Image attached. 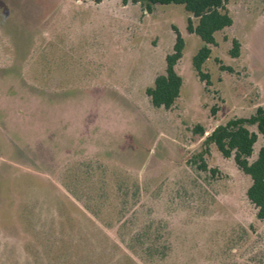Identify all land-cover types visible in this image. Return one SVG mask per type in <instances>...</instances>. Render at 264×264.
Returning a JSON list of instances; mask_svg holds the SVG:
<instances>
[{
    "label": "rangeland",
    "instance_id": "obj_1",
    "mask_svg": "<svg viewBox=\"0 0 264 264\" xmlns=\"http://www.w3.org/2000/svg\"><path fill=\"white\" fill-rule=\"evenodd\" d=\"M225 7L206 86L183 6L0 0V264H264L250 179L205 141L264 110V0ZM174 29L182 86L166 110L146 89ZM246 127L253 161L263 137Z\"/></svg>",
    "mask_w": 264,
    "mask_h": 264
},
{
    "label": "trees",
    "instance_id": "obj_2",
    "mask_svg": "<svg viewBox=\"0 0 264 264\" xmlns=\"http://www.w3.org/2000/svg\"><path fill=\"white\" fill-rule=\"evenodd\" d=\"M95 3L101 0H93ZM123 4H139L144 10L149 11L154 5H180L184 11L197 22L194 25L191 18L187 19L186 29L196 35L203 46L192 58V67L199 79L209 86V77L201 72L203 63L210 56L209 46L215 45V33L230 27L232 18L225 7V0H121ZM175 43L172 53L165 57L164 73L158 75L152 87L146 89L155 108L170 109L179 96L182 78L175 72V65L182 56L184 41L179 32L174 29ZM235 50H231L232 57L238 54V44L233 42ZM247 125H254L257 133L263 137L262 144L253 161L249 159L253 154V147L257 141V134L250 131ZM199 128V134L203 136ZM205 141L216 146L225 158L232 157L237 168L250 179V186L246 191L248 201L257 210L258 220L264 219V110L258 108L254 116L248 120H229L223 125L215 127L205 138ZM205 170L206 167L202 165Z\"/></svg>",
    "mask_w": 264,
    "mask_h": 264
}]
</instances>
